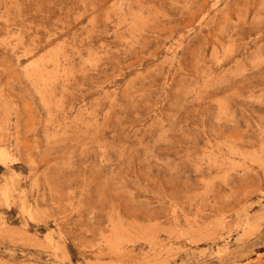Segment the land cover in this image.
<instances>
[{
    "label": "rangeland",
    "instance_id": "374dc122",
    "mask_svg": "<svg viewBox=\"0 0 264 264\" xmlns=\"http://www.w3.org/2000/svg\"><path fill=\"white\" fill-rule=\"evenodd\" d=\"M1 154L0 264H264V0H0Z\"/></svg>",
    "mask_w": 264,
    "mask_h": 264
},
{
    "label": "bare ground",
    "instance_id": "6f19581e",
    "mask_svg": "<svg viewBox=\"0 0 264 264\" xmlns=\"http://www.w3.org/2000/svg\"><path fill=\"white\" fill-rule=\"evenodd\" d=\"M1 152H2V151H1ZM0 157H1V158H4V155L1 154Z\"/></svg>",
    "mask_w": 264,
    "mask_h": 264
}]
</instances>
